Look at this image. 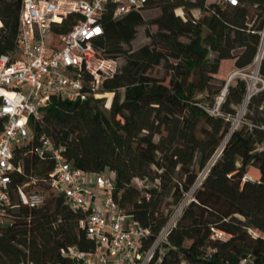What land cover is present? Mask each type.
<instances>
[{
    "label": "trees",
    "instance_id": "1",
    "mask_svg": "<svg viewBox=\"0 0 264 264\" xmlns=\"http://www.w3.org/2000/svg\"><path fill=\"white\" fill-rule=\"evenodd\" d=\"M21 7L22 0H0V57L16 50ZM155 9L161 13L152 22L158 32H148L151 43L126 51L145 23L142 13ZM179 9L184 18L176 15ZM143 12L119 20L106 14L101 20L103 56L126 60L122 73L102 88L114 93L110 108L92 97L82 103L54 100L33 123L35 145L46 135L67 148V160L76 168L116 173L115 198L151 231L147 246L195 189L157 252L156 264H264V240L251 233L264 232V88L252 95L234 126L248 84L237 79L229 85L218 107L226 83L216 78L225 60H233L238 70L255 62L262 46L264 0H239L235 6L205 0L150 2ZM74 24L69 18L62 31ZM161 65L165 76H152ZM259 76L264 81V57ZM2 127L0 120V132ZM27 151L18 153L24 174L13 176V187L32 177L48 190L42 180L52 164ZM135 179L154 185L141 190ZM14 198L19 205L12 212L14 223L0 231V264H74L62 250L94 249L79 226L81 215L63 198L50 194L36 209Z\"/></svg>",
    "mask_w": 264,
    "mask_h": 264
},
{
    "label": "built area",
    "instance_id": "2",
    "mask_svg": "<svg viewBox=\"0 0 264 264\" xmlns=\"http://www.w3.org/2000/svg\"><path fill=\"white\" fill-rule=\"evenodd\" d=\"M176 0H22L15 52L0 57V231L14 223L12 212L20 204L36 209L50 194L64 199L67 207L80 214L79 226L93 244L92 251L77 247L61 251L74 264H156L159 249L181 215V204L155 241L147 246L151 231L128 215L115 198L116 173L87 172L67 160V148L44 135L37 136L33 123L41 120L54 100L85 102L95 98L110 108L114 93L103 92L104 84L122 73L117 59L103 56L98 46L104 36L101 20L110 14L119 20L131 13H142L150 2ZM220 6L237 5L239 0H205ZM176 15L184 18L181 9ZM73 18L74 26L63 32ZM1 28V21H0ZM264 42V32L262 34ZM240 72L229 76L230 84ZM264 84V81H263ZM264 88V85H263ZM225 97V96H224ZM224 97L218 98V107ZM217 109L214 111L216 112ZM36 156L51 163L48 190H40L35 178L13 187V176L24 174L18 153ZM138 189H149L152 182L135 179ZM264 240V232H253ZM221 239L227 236L219 233ZM242 264H247L243 261Z\"/></svg>",
    "mask_w": 264,
    "mask_h": 264
},
{
    "label": "rangeland",
    "instance_id": "3",
    "mask_svg": "<svg viewBox=\"0 0 264 264\" xmlns=\"http://www.w3.org/2000/svg\"><path fill=\"white\" fill-rule=\"evenodd\" d=\"M160 13H161V11L159 9L150 10V11H146V12H143L142 13V15L144 17V20H145V23L138 28V33L136 35L135 40L132 42V44H131L130 47H127L126 46V48H125L126 51H130V50L136 51V50L142 48L143 46L149 45L151 43V39L148 37V32L150 31V33H152V34H155V33L158 32V27L157 26H154L152 24V22L160 15ZM195 15H198L197 12H195ZM118 61L120 62V64L122 65V67H124L125 61H126L125 60V56L119 57L118 58ZM255 65H256V63L254 62L253 65H251L249 68L244 69V70H241L240 71V74L237 75L233 79V81L230 83V85H234V83H235V81L237 79H243V80H245L247 82L248 88H249L251 81L246 76H251L254 73V71H255ZM150 74L152 76H154V77H159V78L164 77L165 76V70L163 68V65L154 68ZM258 79L259 80L257 81L256 89L253 92V94H255L256 92H258L259 90H261L263 88V85H264L263 84V80L260 78L259 73H258ZM228 80H229V77L225 81L226 84L228 83ZM242 108H243V105L240 107L237 117L232 120L234 126H237L238 125V123L240 122L241 118L244 115L245 110L242 111ZM204 175H205V173L202 174V176H201V178L199 180V183L197 184V187L200 185V182L202 181ZM250 175L252 177H254L251 173H250ZM133 184H134L135 187H139V185H138V183L136 181H133ZM39 189L40 190H43L42 188H39ZM194 191H195V189H193L186 196L184 202L189 201L192 198ZM217 237L221 238L220 235H219V233H217Z\"/></svg>",
    "mask_w": 264,
    "mask_h": 264
},
{
    "label": "bare ground",
    "instance_id": "4",
    "mask_svg": "<svg viewBox=\"0 0 264 264\" xmlns=\"http://www.w3.org/2000/svg\"><path fill=\"white\" fill-rule=\"evenodd\" d=\"M263 53H264V42H263V44L261 46V49H260V51L258 53L257 59L255 60L256 65H255L254 73L251 76H246V77H248L250 79L251 83H250V86H249L247 97H246L245 102L243 104L242 111L245 110V108H246V106H247V104L249 102L250 96L253 94V92L256 89L257 81L259 80L258 79L259 66H260V64L262 62V59H263ZM228 140H229V137H227V139L224 141L221 149L218 151L219 154H220L222 148L226 145ZM218 153H217V155H219ZM215 158H217V157H215Z\"/></svg>",
    "mask_w": 264,
    "mask_h": 264
},
{
    "label": "crops",
    "instance_id": "5",
    "mask_svg": "<svg viewBox=\"0 0 264 264\" xmlns=\"http://www.w3.org/2000/svg\"><path fill=\"white\" fill-rule=\"evenodd\" d=\"M241 70H238L235 67V62L233 60H225L221 63V68L219 71V74L216 76L217 79L226 81L229 77V75L240 72ZM252 174L257 176L258 171L252 170Z\"/></svg>",
    "mask_w": 264,
    "mask_h": 264
},
{
    "label": "water",
    "instance_id": "6",
    "mask_svg": "<svg viewBox=\"0 0 264 264\" xmlns=\"http://www.w3.org/2000/svg\"><path fill=\"white\" fill-rule=\"evenodd\" d=\"M263 57H264V53H263ZM257 59V58H256ZM263 60V59H262ZM260 66H261V64H260ZM260 66H259V69H260ZM229 85L230 84H226V87H225V89H224V91H223V93H222V97H224L225 95H226V93H227V91H228V88H229ZM248 90H249V88H248ZM251 97H252V95L250 96V98H249V100L251 99ZM249 103V102H248ZM248 105V104H247ZM226 146V145H225ZM225 146L222 148V150H221V152H220V154L219 155H216L215 157H217V158H215L214 157V159H213V162L211 163V166L216 162V160L218 159V157L221 155V153L223 152V150H224V148H225ZM210 166V167H211Z\"/></svg>",
    "mask_w": 264,
    "mask_h": 264
}]
</instances>
